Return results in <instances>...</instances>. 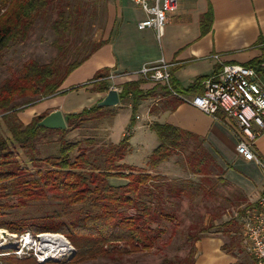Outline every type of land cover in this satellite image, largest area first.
<instances>
[{"label": "trees", "instance_id": "1", "mask_svg": "<svg viewBox=\"0 0 264 264\" xmlns=\"http://www.w3.org/2000/svg\"><path fill=\"white\" fill-rule=\"evenodd\" d=\"M53 2L55 0H0V59L11 44L23 43L28 39L37 17ZM209 22L210 15H207L201 23L208 27ZM68 26L69 16L61 8L51 30L59 37L67 32ZM106 42L107 40H100L80 60L68 63L63 49L57 46L58 52L61 51L60 58L48 64L29 60L23 64L17 76L4 80L0 85V121L8 133V137L0 134V230L19 235L29 233L32 237L43 233L61 235L74 250L68 264H80L98 258L114 259L117 256L151 250L165 233L161 224L173 223L180 202L191 197L192 188L186 182H175L154 173V170L188 148L189 144H193L192 148L183 155L189 174L205 181L204 177L220 172L192 136L168 124L157 122L148 125L159 143L148 157L147 167L140 169L122 163L130 151L128 139L131 135L130 127L136 121V116L133 115L138 109V103L150 97L155 90L154 87L152 91L143 92L140 89L144 82L142 80L116 86L120 89V100L128 97L132 99L133 114L126 134L117 144L105 142L102 147L95 148L97 142L93 138L68 143L62 139L66 130L55 131L62 135L58 140V156L43 159L36 157L35 146L47 131L36 128V124L49 111L33 117L28 123H23L18 114L42 101L92 84L93 90L108 92L105 78L109 71L106 69L97 72L85 85L68 91L60 89L65 79ZM246 67L253 68L260 77H264L262 58ZM203 80H197L186 93H200L197 89ZM149 113L152 114L153 110ZM108 116L113 117L111 109L94 105L65 115L64 120L69 127L76 122L96 121ZM82 144L85 148L81 147ZM15 151H21L29 157L33 171L24 170L28 168L19 165ZM75 152L76 155L72 156ZM113 178L122 179L125 183L112 185L110 180ZM7 195L17 196V202L12 205L3 203ZM51 200L56 203V208L50 210ZM34 204L38 206L39 215L27 216L23 211ZM244 210L239 211V214ZM222 226H235L231 232L237 233L238 225L234 220H229ZM209 229L202 228L199 234L195 232L196 234L187 235V242L193 243L188 254L191 260L194 261V244L199 240L198 235L207 233ZM116 244H122V249L113 246ZM230 249L233 248L227 249L224 245L221 248L231 255ZM2 261L4 264H57L52 261L39 263L32 255L21 259L8 255ZM188 262L185 260L186 264ZM162 264L172 263L164 260Z\"/></svg>", "mask_w": 264, "mask_h": 264}, {"label": "crops", "instance_id": "2", "mask_svg": "<svg viewBox=\"0 0 264 264\" xmlns=\"http://www.w3.org/2000/svg\"><path fill=\"white\" fill-rule=\"evenodd\" d=\"M115 8L117 13L112 15L111 25L104 36L107 42L65 79L61 91L85 85L103 69L108 70L109 75L130 73L144 64L163 59L170 65L171 89L180 96L191 97L202 92V84L197 89L200 92L198 94H187L186 90L197 80L216 73L221 63L247 66L260 58L264 60V0H178L177 10L168 17L159 42L153 31L137 30L136 24L144 18V14L130 0H115L111 8L113 12ZM128 9L138 12L136 17L131 16ZM207 15H210L208 27L201 23ZM215 55L220 56V62L212 59ZM131 81L141 80L134 77L119 78L114 80V84L119 86ZM261 81L264 84V77H261ZM112 84L107 81L108 87ZM154 87L153 94L138 103V109L145 110L148 116L146 127L153 122L168 124L192 136L211 158L213 165L219 168L220 172L217 173L223 181H227L245 198L251 200L250 197H253L255 200L247 205L253 204L262 191V175L253 162H246L236 154L239 135L236 125L221 113L215 117L205 115L161 85L156 87V84L145 82L140 85L143 92L152 91ZM78 90L79 94L72 91L48 99V104H51L49 113L59 110L65 117L93 107L107 94L93 90V84ZM131 105L130 97L119 99L118 106L111 108L113 116L120 110L131 109ZM151 109L152 114L149 113ZM137 117L139 120L140 116ZM107 140L113 143L110 134ZM158 143L156 137V145L151 153ZM252 149L264 162V132ZM170 159L159 165L154 173L166 177L175 174V169L164 172L163 167L168 165ZM147 162L143 167L126 165L145 169ZM110 183L115 185L111 180ZM124 183L123 180L118 185ZM222 246L221 236L199 238L194 244V264H235L236 260L228 255L226 261L218 259L223 255L220 253Z\"/></svg>", "mask_w": 264, "mask_h": 264}, {"label": "rangeland", "instance_id": "3", "mask_svg": "<svg viewBox=\"0 0 264 264\" xmlns=\"http://www.w3.org/2000/svg\"><path fill=\"white\" fill-rule=\"evenodd\" d=\"M114 1L55 0L45 12L37 17L28 39L23 43L11 44L3 52L0 59V85L4 80L17 76L23 64L29 60H34L39 64H48L52 60L60 58L61 51L58 52L57 46L63 49L66 63L80 60L90 51L94 44L104 40L105 32L111 25L110 19L114 13H117L116 8L114 12L111 9ZM61 8L69 16V26L67 32L65 31L61 36L56 37L51 30V25L58 19V12ZM130 13L132 14L131 16L136 17L138 12H134L131 9ZM125 18L126 13H124ZM73 92L75 94L80 93L79 90H74ZM48 101L45 100L32 108L24 109L18 114V118L22 122L28 123L33 117L50 111L49 107L51 104H48ZM104 108L111 109L113 107ZM132 115L131 109H123L113 117L108 116V118L96 121L76 122L69 127H67V124L66 134L63 137L54 130H47L35 146L36 157L43 159L50 156H58V140L61 137L68 143L82 142L85 139L93 138L97 142L95 148H98L102 147L103 143L109 142L107 138L110 134V140L113 143H118L122 138L123 132L127 130ZM137 115L140 116V119L136 120L133 126L130 127L131 135L128 142L131 151L123 159L122 163L143 167L151 153L150 151L156 145V136L146 127L149 119L145 110L137 109L133 116ZM0 134L8 137L6 127L2 121H0ZM124 134H126V131ZM188 146L185 150L180 151L179 154L172 156L168 165H164L163 168L165 173L173 169L176 170L175 174H169L170 177H167L168 179L178 183L186 182L192 186L191 197L182 199L174 215L173 223L161 224L165 229V233L156 245L151 250L117 256L114 259L98 258L94 261L80 264H162L164 260L172 264H186L185 260H188V263L194 264L193 259L191 260L188 256L193 243L187 242V235L195 232L199 234L198 232L202 228L210 229L207 233L198 235L199 238L221 236L223 245L227 249L233 248L230 249L231 255L220 251L223 254L218 258L220 261L221 259L226 261V256L228 255L231 259L236 260L235 264H254L250 255L244 249V239L238 216L240 215L239 211L250 207L251 205L249 204L248 206L247 204L255 199L253 197H250L251 200L247 197L245 198V195L241 194L227 181H223L217 172L204 177L205 181H202L201 177L189 174L183 162V155L189 153L193 144L191 143ZM81 147L85 148V145L82 144ZM14 154L19 165L22 168H28L24 170L33 171L28 156H25L21 151H15ZM73 155H76V152ZM111 182L118 185L122 184L123 180L113 178ZM16 200L17 196L7 195L2 202H8L9 205H12L17 202ZM49 202L52 205L50 210L55 209L56 203L52 200ZM23 212H26L27 216L39 215L37 204L30 206ZM229 220H234L238 225L237 233L231 232V229H234L235 226H222ZM113 246L117 249H122V244ZM72 255L73 251H70L64 256L57 255L47 261L56 262L57 264H68V259Z\"/></svg>", "mask_w": 264, "mask_h": 264}, {"label": "built area", "instance_id": "4", "mask_svg": "<svg viewBox=\"0 0 264 264\" xmlns=\"http://www.w3.org/2000/svg\"><path fill=\"white\" fill-rule=\"evenodd\" d=\"M144 14L136 24L139 31L151 30L159 42L168 17L177 10L178 0H130ZM220 62V56H212ZM170 65L163 59L147 63L137 71L110 74L107 81L113 84L109 90L120 92L114 80L134 77L147 83L158 84L167 88L172 95L180 98L205 115L215 117L221 113L233 122L238 129L236 154L246 162H253L260 170L263 180L262 191L257 200L238 216L244 239V249L254 264H264V162L253 152L252 146L264 132V84L257 72L250 67L238 64H220V69L202 81V92L191 97L180 96L171 89ZM138 117L136 116V120ZM0 264L2 258L13 255L18 259L33 256L43 263L52 258L51 247L39 249L47 235L62 237L58 234L29 233L11 234L0 230ZM46 245V243H43ZM69 244V243H68ZM71 247V246H70Z\"/></svg>", "mask_w": 264, "mask_h": 264}, {"label": "water", "instance_id": "5", "mask_svg": "<svg viewBox=\"0 0 264 264\" xmlns=\"http://www.w3.org/2000/svg\"><path fill=\"white\" fill-rule=\"evenodd\" d=\"M119 104L118 93L115 90H108L106 96L99 101L96 106L98 108L104 107H116ZM36 128H44L46 130L64 131L66 129V123L64 117L59 110L50 112L47 116L41 119L36 124ZM74 252L73 248L71 247Z\"/></svg>", "mask_w": 264, "mask_h": 264}, {"label": "bare ground", "instance_id": "6", "mask_svg": "<svg viewBox=\"0 0 264 264\" xmlns=\"http://www.w3.org/2000/svg\"><path fill=\"white\" fill-rule=\"evenodd\" d=\"M1 236L3 237L2 232L0 231V238ZM44 238L46 240H43V242L39 246V249L44 252V246L49 245L51 247L52 257H55L57 255L64 256L72 251L70 245L62 237L47 235ZM43 243H46V245H44Z\"/></svg>", "mask_w": 264, "mask_h": 264}]
</instances>
